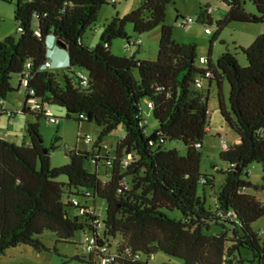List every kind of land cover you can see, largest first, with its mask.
Masks as SVG:
<instances>
[{"label":"trees","instance_id":"trees-1","mask_svg":"<svg viewBox=\"0 0 264 264\" xmlns=\"http://www.w3.org/2000/svg\"><path fill=\"white\" fill-rule=\"evenodd\" d=\"M217 1L228 6L218 23L219 32L231 23H264V0H251L256 15L248 13L240 0ZM116 2L16 1L18 37L0 41V117L29 114L38 122L27 124L21 144L0 135V256L20 246L39 253L47 250L39 239L46 231L55 233L60 243H68L79 232H90L96 238L95 252L88 259L76 257L86 264H98L103 248L116 255L110 264H149L159 252L185 264H243L241 250L264 264V241L253 229L264 217V203L248 193L264 191V35L247 49L236 48L245 55L247 65L242 66L238 54L230 51L214 62L210 52L206 62L200 63L206 66L202 68L197 65L196 45L177 43L173 28L166 25V8L172 0H140L138 9L105 25L95 49L88 48L83 41L86 32L97 22L101 9ZM207 20H211L208 8L201 12L199 23ZM128 24L138 34L161 27L156 61L112 54L116 40L133 46L141 42L131 41ZM51 42L52 48H58V43L64 46L68 65L44 70ZM57 69L61 71H52ZM26 73L29 77L23 87ZM197 79L202 80V88H197ZM205 81L209 83L206 93ZM225 82L230 89L228 100ZM212 83L218 88L220 114L237 135V142L220 153L229 168L222 172L225 181L218 191H214V179L200 171ZM17 92L25 96L22 109L3 110L10 94ZM143 103L159 124L152 134L143 118ZM52 107L64 109L67 120L94 123L102 129L96 149L68 151L69 164L59 168H52L51 152L60 139L55 136L47 148L39 126L41 119L48 121L45 112ZM57 119L58 126L61 120ZM120 129L124 134L116 156L102 157V139ZM169 141L182 142L186 155L167 149ZM255 164L262 167L260 188L248 179ZM101 167L111 168L107 181L99 178ZM61 177L67 182H59ZM200 186L212 191L214 208L206 209ZM79 198L87 201L81 203ZM97 199L106 203L102 221L89 205V200L95 205ZM68 207L77 209V216L71 218ZM164 211H179L182 218H171ZM212 225L222 232L209 234ZM117 238L120 242L113 252Z\"/></svg>","mask_w":264,"mask_h":264},{"label":"rangeland","instance_id":"rangeland-1","mask_svg":"<svg viewBox=\"0 0 264 264\" xmlns=\"http://www.w3.org/2000/svg\"><path fill=\"white\" fill-rule=\"evenodd\" d=\"M17 0H0V41L7 37L17 38V23L15 21V8ZM244 5L245 10L253 15L257 14V9L251 0H240ZM140 7V0H117L116 5L112 4L104 6L99 12L97 22L92 26L84 36V44L90 49H95L100 41V37L107 25L114 17L123 18L132 11ZM209 9L211 20H207L205 24L199 23L200 14L202 11ZM228 13V6L224 1L217 0H172L166 8V25L173 28V38L180 44H195L197 47V65L202 68L200 58H208L211 52V58L216 62L222 54L227 51L237 53V58L242 66L247 65L246 57L236 48H249L254 40L264 35V23L261 24H246V23H231L224 27L220 32L218 23L225 18ZM126 31L131 37V41H141L136 46L128 45L126 40H116L112 44V54L118 57L136 56L142 61H156L161 39V27L155 30L138 34L134 32V27L128 24ZM50 48L52 46L49 45ZM67 55L66 51H63ZM68 56V55H67ZM68 58V57H67ZM68 65V64H67ZM66 65V66H67ZM55 73L60 72V69L52 70ZM209 88V83L204 82V92ZM229 85L224 83V95L226 100L229 96ZM25 101V96L22 92L10 94L6 106L13 112L22 109ZM51 111L56 118L61 120L60 124H50L44 118L39 121L40 132L43 136L44 145L48 148L51 146L55 136L60 141L57 148L51 152L52 168H59L69 164L67 158L68 151H88L94 150L99 142L102 129L94 123H81L74 120H67L66 111L60 107H52ZM143 118L147 123V131L152 134L159 127L155 120L152 111L142 104ZM37 123L38 120L33 115H17L10 119L7 116L0 117V135L7 141L21 144L26 139V126L28 123ZM208 122L209 131L203 141L202 161L200 171L203 175H207L214 179V191H218L224 184L225 176L222 172L228 170L229 165L220 159V153L223 150L222 140L225 141L227 147L234 145L237 142V135L225 124L218 103V88L216 83H212L208 100ZM123 130L120 129L102 139L101 141V156L114 158L116 156V148ZM89 135L92 138L91 143H86L83 139ZM79 138H82L79 139ZM167 149H176L181 155H186V147L182 142L169 141L166 144ZM96 149V148H95ZM90 170L92 166L87 164ZM99 178L102 181L109 179L111 168L101 167L99 169ZM249 181L256 187H262L263 173L262 167L255 164L249 173ZM59 182L66 183L67 178L61 177ZM248 193L256 196L264 203V191L248 190ZM199 194L205 196L206 209L215 207V199L212 191L209 188L200 186ZM73 197H71L72 199ZM81 203H85V198H79ZM64 202H67L65 196ZM89 200V205L95 207L96 214L100 220L106 217V203L101 199L95 201ZM68 214L74 218L78 214V210L73 207L67 208ZM168 216L175 219H181L182 215L179 211H164ZM253 229L259 233V238L264 241V217L253 225ZM101 231V230H100ZM222 228L212 225L211 235L221 233ZM90 232H79L68 243L58 242V237L55 233L46 231L39 239L45 245L47 250L37 252L31 247L20 246L8 250L4 255L0 256V264H86L78 261L76 257L88 259L89 254L86 251V238L91 236ZM120 242L117 238L112 242V251L116 249V245ZM241 257L244 260L243 264H258L253 258L251 252L241 250ZM97 259V263H98ZM185 264L178 258L170 257L164 253H156L154 259L149 264Z\"/></svg>","mask_w":264,"mask_h":264},{"label":"built area","instance_id":"built-area-1","mask_svg":"<svg viewBox=\"0 0 264 264\" xmlns=\"http://www.w3.org/2000/svg\"><path fill=\"white\" fill-rule=\"evenodd\" d=\"M129 45H131V44H129ZM205 62H206V59L205 58H201L200 59V63L201 64H204ZM27 68L28 69L31 68V64H28L27 65ZM54 68L55 67L53 66V64H52L51 61H47L45 63V65H44V67H43L44 70H46V69H54ZM56 68H60V66L59 67H56ZM28 77H29V74L26 73L25 74V79H23L22 82H21L22 85H23V87H26L27 86V79H28ZM80 77L83 78V79H85L84 76H82V75H80ZM208 77H209V75H206V78H208ZM196 86H197V88H202L203 87V82H202L201 79H197L196 80ZM30 95L33 96L34 95V92L31 91L30 92ZM149 107H151V105H149ZM45 113H46V116L48 118V122L50 124L56 125V124L59 123V120L53 115L52 111L49 108L46 109V112ZM83 140L86 143H88V144L93 141L92 138L89 135H87ZM222 143H223V146H222L223 149L224 150L227 149V146L225 144V141L222 140ZM95 244H96V238L95 237L89 236L86 239L85 248H86V251H87V253L89 255L95 252ZM101 254H103L104 257H103V259L99 260L98 264H110V263H112L115 260V257H116V255L114 253L108 252L106 248L101 249ZM150 259L153 260L154 259V256H151Z\"/></svg>","mask_w":264,"mask_h":264},{"label":"crops","instance_id":"crops-1","mask_svg":"<svg viewBox=\"0 0 264 264\" xmlns=\"http://www.w3.org/2000/svg\"><path fill=\"white\" fill-rule=\"evenodd\" d=\"M52 46V44H51ZM63 51L65 50H59L58 48H51L50 52H49V59L50 61L52 62L53 66L54 67H64L68 64V56L65 55L63 53ZM67 53V52H66ZM202 58V57H201ZM18 84V81L15 82V86H17ZM6 103L7 101L4 103V105L2 106L3 107V110H9V111H12L10 110L7 106H6Z\"/></svg>","mask_w":264,"mask_h":264},{"label":"water","instance_id":"water-1","mask_svg":"<svg viewBox=\"0 0 264 264\" xmlns=\"http://www.w3.org/2000/svg\"><path fill=\"white\" fill-rule=\"evenodd\" d=\"M57 45L59 50H64V46L62 44L58 43Z\"/></svg>","mask_w":264,"mask_h":264},{"label":"clouds","instance_id":"clouds-1","mask_svg":"<svg viewBox=\"0 0 264 264\" xmlns=\"http://www.w3.org/2000/svg\"><path fill=\"white\" fill-rule=\"evenodd\" d=\"M52 44V46H53V43L51 42V43H49V45H51Z\"/></svg>","mask_w":264,"mask_h":264}]
</instances>
